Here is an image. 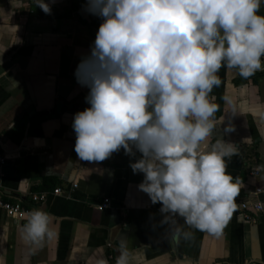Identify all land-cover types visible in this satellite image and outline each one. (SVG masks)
I'll return each instance as SVG.
<instances>
[{"label":"crops","instance_id":"0c3cea01","mask_svg":"<svg viewBox=\"0 0 264 264\" xmlns=\"http://www.w3.org/2000/svg\"><path fill=\"white\" fill-rule=\"evenodd\" d=\"M86 3L56 0L49 15L33 0H0V134L8 157L0 167V196L43 210L56 232L34 249L20 236L28 217L17 220L0 210V264H116L121 240L129 264H264V211L249 210L254 219L233 212L219 236L188 229L178 218L179 226L193 233L185 240L161 225L160 204L139 189L143 174H134L129 165L140 153L129 157L121 149L102 162L77 156L72 121L90 105L89 89L75 72L91 53L99 29L95 22H103L85 10ZM259 14L264 15V0ZM218 75L221 84L210 97L219 110L209 141L223 138L234 145L237 155L227 170L249 200L264 205V67L247 79L226 67ZM225 96L234 100L235 111ZM64 103L71 110L62 111ZM55 107L60 115L42 122L40 136L10 137L15 131L21 135L24 113ZM257 166L259 175H251ZM73 183L78 186L70 190ZM57 187L67 193L32 202L31 194ZM257 187L263 190L255 196ZM105 197L112 207L99 210Z\"/></svg>","mask_w":264,"mask_h":264},{"label":"clouds","instance_id":"9594fccd","mask_svg":"<svg viewBox=\"0 0 264 264\" xmlns=\"http://www.w3.org/2000/svg\"><path fill=\"white\" fill-rule=\"evenodd\" d=\"M33 0L45 14L52 3ZM262 0H87L85 10L101 17L90 55L75 76L89 89L90 107L75 113L74 151L88 162L113 153L143 174L139 189L160 204L161 225L185 240L192 231L219 236L236 210L237 183L228 161L237 150L209 137L219 105L210 97L222 67L247 79L264 67ZM235 111V102L223 97ZM229 127L226 131H230ZM34 249L55 238L48 214L33 209L20 226ZM116 264H129L126 241ZM107 264V261H100Z\"/></svg>","mask_w":264,"mask_h":264},{"label":"built area","instance_id":"2783aa9c","mask_svg":"<svg viewBox=\"0 0 264 264\" xmlns=\"http://www.w3.org/2000/svg\"><path fill=\"white\" fill-rule=\"evenodd\" d=\"M3 135L0 134V167L5 165L7 162V154L6 149L3 142ZM261 170L260 166L252 169L250 174L253 176L259 175ZM78 186L77 183H73L70 190H73ZM238 188V195L235 198V202L237 204V208L234 212H241L245 213V216L248 219H254L247 212L253 209L257 213H262L264 211V205L262 201L259 199L249 200L247 196L244 194V187L241 183H237ZM262 188L257 187L253 191V195L258 196L262 192ZM69 192V191H68ZM67 193V190L63 189L62 187L55 188L52 192L49 191H40L31 194V200L35 204L43 203L48 199L51 195H60ZM99 210H104L107 208L112 207V200L109 197H105L101 203H98L96 206ZM0 210L4 211L8 216L17 219V220H24L28 217V213L33 210L23 204L21 200H10L0 196ZM111 246V244H109Z\"/></svg>","mask_w":264,"mask_h":264},{"label":"trees","instance_id":"16d2710c","mask_svg":"<svg viewBox=\"0 0 264 264\" xmlns=\"http://www.w3.org/2000/svg\"><path fill=\"white\" fill-rule=\"evenodd\" d=\"M73 8H76L73 5ZM36 13L38 12V10H34ZM97 24V26L100 27L101 22L96 21L95 22ZM67 110H71L69 109V107L67 106V103L63 104V108L62 111H67ZM75 110V109H73ZM77 110V109H76ZM60 112L57 111V108H53L51 110H36L32 113H24L23 114V126H22V132L21 135L19 132L15 131L13 134H10V137L12 139L15 140H19L23 137V135L27 134L29 136H40L42 133L41 130V124L42 122H44L45 120L51 119V118H55L58 117L60 114ZM17 136H19V138L17 139ZM55 185H52L51 188H54ZM46 187L41 188L40 190H45Z\"/></svg>","mask_w":264,"mask_h":264}]
</instances>
